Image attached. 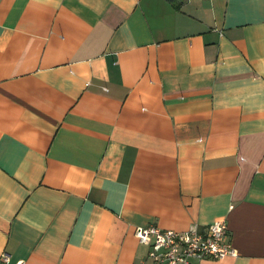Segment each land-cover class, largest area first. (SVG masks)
Instances as JSON below:
<instances>
[{"label": "crops", "instance_id": "1", "mask_svg": "<svg viewBox=\"0 0 264 264\" xmlns=\"http://www.w3.org/2000/svg\"><path fill=\"white\" fill-rule=\"evenodd\" d=\"M264 264V0H0V255L152 264L136 226Z\"/></svg>", "mask_w": 264, "mask_h": 264}, {"label": "built area", "instance_id": "2", "mask_svg": "<svg viewBox=\"0 0 264 264\" xmlns=\"http://www.w3.org/2000/svg\"><path fill=\"white\" fill-rule=\"evenodd\" d=\"M227 232L225 220L211 223L204 231L197 230L195 226L183 231L163 229L155 225L134 228L137 240L148 246L147 256L152 264H193V260L235 256L237 250L228 240ZM0 264H24V261L11 263L9 256L2 253Z\"/></svg>", "mask_w": 264, "mask_h": 264}]
</instances>
